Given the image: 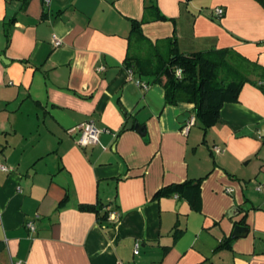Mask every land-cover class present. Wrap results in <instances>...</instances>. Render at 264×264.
I'll return each mask as SVG.
<instances>
[{
    "label": "crops",
    "instance_id": "obj_1",
    "mask_svg": "<svg viewBox=\"0 0 264 264\" xmlns=\"http://www.w3.org/2000/svg\"><path fill=\"white\" fill-rule=\"evenodd\" d=\"M136 22L152 42L175 37L181 52L235 49L264 81L258 0H0L7 264H264V92L247 82L204 128L193 104H167L160 84L126 66ZM88 120L101 132L83 147ZM199 178L193 206L195 183L158 196ZM100 202L115 213L103 225L80 209ZM236 224L248 234L232 238Z\"/></svg>",
    "mask_w": 264,
    "mask_h": 264
},
{
    "label": "trees",
    "instance_id": "obj_2",
    "mask_svg": "<svg viewBox=\"0 0 264 264\" xmlns=\"http://www.w3.org/2000/svg\"><path fill=\"white\" fill-rule=\"evenodd\" d=\"M258 1L264 6V0ZM162 17L157 14L154 19ZM140 24L141 22H136L132 27L126 66L139 78L160 84L164 88L167 104H193L195 118L204 128L218 121L220 109L225 102L238 100L240 91L247 82L254 83L264 92V81L258 83L253 79L255 77L261 80L263 68L249 61L235 49L226 47L181 52L175 37L152 42L145 37ZM178 69H181V76L177 75ZM201 181L202 178H199L169 185L159 190L158 196L175 193L183 196V188L195 183L196 191L193 197H190L193 206V202L198 198ZM62 204L63 201L56 210L61 208ZM80 209L94 212L101 225L108 223L110 211L103 203L82 204ZM180 234L181 232L176 230L174 239ZM4 248V242L0 241V252Z\"/></svg>",
    "mask_w": 264,
    "mask_h": 264
},
{
    "label": "built area",
    "instance_id": "obj_3",
    "mask_svg": "<svg viewBox=\"0 0 264 264\" xmlns=\"http://www.w3.org/2000/svg\"><path fill=\"white\" fill-rule=\"evenodd\" d=\"M46 1H49V0H46ZM217 14L218 15H222L223 14V9L218 7L217 8ZM52 42H53V45L55 47H59L62 44V40L56 34L52 35ZM181 74H182L181 69H178L177 70V75L181 76ZM193 123H194V119L192 118L191 120L188 121L186 127L187 128L190 127V125L193 124ZM78 128L80 130V135H79V138L77 140L79 145L85 147V146H88L90 144H95V143L98 142L101 130L96 127V125H95L93 120H88V121L83 122L81 125L78 126ZM215 149L217 151H222V148H220L218 146H216ZM0 168L2 170H6V171L9 170V168L7 166H5V165H0ZM109 218L114 219L115 218V213L111 212L110 215H109ZM27 227L30 230H35L34 222L33 221L28 222L27 223ZM138 246L139 245L137 244L135 252L138 251ZM10 264H26V262L24 260H12Z\"/></svg>",
    "mask_w": 264,
    "mask_h": 264
},
{
    "label": "water",
    "instance_id": "obj_4",
    "mask_svg": "<svg viewBox=\"0 0 264 264\" xmlns=\"http://www.w3.org/2000/svg\"><path fill=\"white\" fill-rule=\"evenodd\" d=\"M199 73H200V68L198 67V75H199ZM190 116H191L190 112L187 111L186 113L183 114V119H179V120L181 122H185V121H187V119ZM131 122H132V119L129 121V123H131ZM135 128H136V130H138L140 132H143V130L145 129L144 126H141V125H138V124L135 125ZM248 230H249L248 226L236 224L234 226V229H233L231 237L232 238H237V237L246 236L248 234Z\"/></svg>",
    "mask_w": 264,
    "mask_h": 264
},
{
    "label": "rangeland",
    "instance_id": "obj_5",
    "mask_svg": "<svg viewBox=\"0 0 264 264\" xmlns=\"http://www.w3.org/2000/svg\"><path fill=\"white\" fill-rule=\"evenodd\" d=\"M5 249V248H4ZM3 249V250H4ZM3 250L0 252V264H7L6 263V258L4 256V254H2Z\"/></svg>",
    "mask_w": 264,
    "mask_h": 264
}]
</instances>
